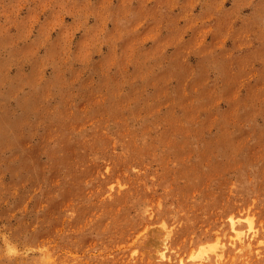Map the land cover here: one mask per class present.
Segmentation results:
<instances>
[{
  "label": "rangeland",
  "instance_id": "rangeland-1",
  "mask_svg": "<svg viewBox=\"0 0 264 264\" xmlns=\"http://www.w3.org/2000/svg\"><path fill=\"white\" fill-rule=\"evenodd\" d=\"M0 264H264V0H0Z\"/></svg>",
  "mask_w": 264,
  "mask_h": 264
},
{
  "label": "bare ground",
  "instance_id": "bare-ground-1",
  "mask_svg": "<svg viewBox=\"0 0 264 264\" xmlns=\"http://www.w3.org/2000/svg\"><path fill=\"white\" fill-rule=\"evenodd\" d=\"M233 230L237 231V228H236L235 226H233ZM165 250H166V247L164 248V250L161 251V254H160V255H161L162 257H165V256H166V254H165ZM218 259H219V258H218Z\"/></svg>",
  "mask_w": 264,
  "mask_h": 264
}]
</instances>
